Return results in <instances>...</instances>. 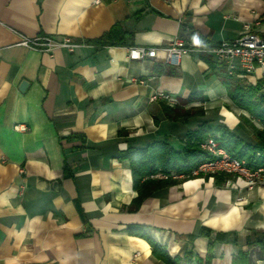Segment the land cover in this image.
Instances as JSON below:
<instances>
[{
    "label": "crops",
    "instance_id": "crops-1",
    "mask_svg": "<svg viewBox=\"0 0 264 264\" xmlns=\"http://www.w3.org/2000/svg\"><path fill=\"white\" fill-rule=\"evenodd\" d=\"M256 20L263 34L264 0H0V264H166L130 225L146 227L172 257L190 252L204 261L211 246L208 264H241L242 250L251 264H264L259 247L246 244L264 232V186L200 175L130 211L137 192L118 157L161 139L180 149L203 119L252 141L247 112L221 82L226 72L201 56L213 62L210 54L193 49L172 66L165 48L181 28L216 44ZM109 33L120 42L93 43ZM41 35L70 36L80 46L43 52L20 44ZM137 46L156 48L155 58L129 59ZM263 70L233 76L255 85ZM155 92L178 104L198 92L183 108L203 114L169 120L166 103L149 100Z\"/></svg>",
    "mask_w": 264,
    "mask_h": 264
},
{
    "label": "trees",
    "instance_id": "trees-1",
    "mask_svg": "<svg viewBox=\"0 0 264 264\" xmlns=\"http://www.w3.org/2000/svg\"><path fill=\"white\" fill-rule=\"evenodd\" d=\"M118 30L114 29L113 34L117 36ZM264 36V33L262 34ZM114 36V37H115ZM179 37L189 42L193 34L181 28ZM197 48L206 49L214 44H210L205 38L198 37ZM111 41L110 33L95 40L97 45H108L119 43ZM201 56L209 63L210 67L216 69L214 63L209 60L206 53ZM221 82L226 88L229 99L239 108L244 109L252 118L256 119L262 126L256 129L255 137L252 141L245 140L238 134L229 130L224 124L211 126L206 119L201 120L196 128L188 130L182 138V147L174 148L166 139L155 140L145 146L129 147L119 153V159L126 160L132 174V187L137 192L136 197L128 206V210L135 211L146 197L156 190L175 184L176 182L192 178V171L208 160L210 155L200 148L202 141L209 135L214 136L220 145L234 158L244 159L252 169L264 168V93L261 92L264 79H260L255 85L239 84L236 78L230 74L220 76ZM199 93L190 94L187 98L179 101L175 106L164 104L162 110L164 116L169 120H186L193 115H202L203 112L196 108L184 109L183 105L197 100ZM174 174L182 175L175 177ZM200 176V175H196ZM127 231L146 239L152 253L166 264H208L212 258V249L209 246L205 260H192L189 252L183 258L170 256L165 246L153 240L148 229L144 226L130 225ZM204 234H208L204 232ZM247 246H258L264 256V232L247 238ZM248 251L242 250L238 258L243 261L241 264H251L248 261Z\"/></svg>",
    "mask_w": 264,
    "mask_h": 264
},
{
    "label": "built area",
    "instance_id": "built-area-1",
    "mask_svg": "<svg viewBox=\"0 0 264 264\" xmlns=\"http://www.w3.org/2000/svg\"><path fill=\"white\" fill-rule=\"evenodd\" d=\"M260 20L252 23H245L243 31L234 40H221L218 43L206 48H197L198 40L192 37L189 42L183 38H175L165 48V62L172 66H178L180 57L193 50L197 49L200 52H207L213 58V62L217 68L224 70L230 75H248L255 71L257 67H264V36L253 29V26L259 24ZM20 44L43 52H52L55 49H65L68 52H73L80 42L70 36H62L55 38L52 36L41 35L35 38H22ZM128 58L132 60L152 59L156 56V48L137 46L132 47L128 51ZM261 78L264 79V70L261 73ZM139 84H144L142 79H134ZM261 92L264 93V82ZM150 101L161 100L169 106L178 104L174 96H165V92H155L150 95ZM18 130H25L23 125H15ZM201 145L207 147L212 155L220 154L215 161H208L201 164L198 169L192 171L193 175L198 172H207L209 174L230 175L232 178H240L245 182L247 189H252L257 186H264V168L259 167L252 169L248 166L245 160H239L228 154L223 148L217 147V139L214 136L206 137ZM175 177L182 175L173 174ZM233 187L240 189L235 184ZM243 200V197H238L237 201Z\"/></svg>",
    "mask_w": 264,
    "mask_h": 264
},
{
    "label": "rangeland",
    "instance_id": "rangeland-1",
    "mask_svg": "<svg viewBox=\"0 0 264 264\" xmlns=\"http://www.w3.org/2000/svg\"><path fill=\"white\" fill-rule=\"evenodd\" d=\"M177 105V104H176ZM185 109V108H184ZM211 115H213V114H211ZM244 116V115H243ZM244 118L246 119V122L251 126V129L253 130V138L252 139H254V137H255V131H256V129H260V128H262V126L259 124V122L256 120V119H254V118H252L248 113H245V116H244ZM219 121H218V116H215L214 118H213V120H212V123H218ZM209 136H212V135H209ZM209 136H207V137H209ZM217 147H220V148H223L221 145H220V142L217 140ZM200 148L203 150V151H205L208 155H210V158L208 159V160H206V161H204V162H202L201 164H203V163H205V162H208V161H215L217 158H219V156H220V154L219 153H217V155H212L211 154V152H209L207 149V147H203L202 145H200ZM224 149V148H223ZM225 150V149H224ZM226 151V150H225ZM227 152V151H226ZM228 153V152H227ZM229 154V153H228ZM240 160V159H239ZM241 160H244V159H241ZM246 162V161H245ZM247 163V162H246ZM200 164V165H201ZM199 165V166H200ZM198 169V168H197ZM174 174V173H173ZM197 175H223V174H209V173H207V172H205V171H203V172H198V174ZM179 176V175H178ZM192 176H196V175H193L192 174Z\"/></svg>",
    "mask_w": 264,
    "mask_h": 264
},
{
    "label": "water",
    "instance_id": "water-1",
    "mask_svg": "<svg viewBox=\"0 0 264 264\" xmlns=\"http://www.w3.org/2000/svg\"><path fill=\"white\" fill-rule=\"evenodd\" d=\"M25 84H26V82H22L21 86L23 87V86H25Z\"/></svg>",
    "mask_w": 264,
    "mask_h": 264
},
{
    "label": "bare ground",
    "instance_id": "bare-ground-1",
    "mask_svg": "<svg viewBox=\"0 0 264 264\" xmlns=\"http://www.w3.org/2000/svg\"><path fill=\"white\" fill-rule=\"evenodd\" d=\"M165 96H170L169 94L165 93Z\"/></svg>",
    "mask_w": 264,
    "mask_h": 264
}]
</instances>
